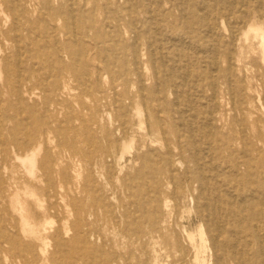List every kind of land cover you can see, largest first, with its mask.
Listing matches in <instances>:
<instances>
[{
  "label": "rangeland",
  "instance_id": "rangeland-1",
  "mask_svg": "<svg viewBox=\"0 0 264 264\" xmlns=\"http://www.w3.org/2000/svg\"><path fill=\"white\" fill-rule=\"evenodd\" d=\"M61 1L66 4V0ZM243 1L119 0L124 20L116 29L111 10L105 13L99 7L95 13L82 1L76 7L82 15L77 14L74 25H69L67 4L63 20L51 23L45 5L29 9L27 0H0L14 6L10 10L0 6V90L4 99L0 104V136L11 142L15 134L23 142L29 131L51 130L48 144H43L37 153V180L18 160H13L0 178V221L6 230L0 235V246L6 251L0 253L1 264L20 261L18 254L22 251L33 252L27 255L30 260H37L35 254L41 255L40 241L24 233L26 223L44 233L48 243L44 264H103L107 257L115 261L113 264H175V256L186 257V262L180 264H197L193 261L197 254L207 264L223 259L222 254L214 257L210 244L199 252L191 246L188 235H194L196 245L200 244L201 222L193 197L173 195L174 181L150 206L155 209L153 218L161 225L165 223L163 232L151 234L154 239L146 237L145 244L124 237L121 227L126 223L147 220L149 212L137 206L136 195L141 193L146 200L156 195V187L148 195L147 186L159 181V176L143 170L160 164L162 155L158 150L166 141L151 143L149 137H144L145 131H139L135 119L128 130L135 148L124 155L120 143H116L123 136L117 129L121 122L115 120L125 106L144 107V99L158 85L160 75L161 79H169L172 87L164 91L166 104H156L154 108L163 111V119L171 116L178 121L179 132L184 134L182 138L170 135L176 147L173 158L178 164L172 175L182 187L195 189L196 197L200 194L198 183L190 181L187 170L193 179L197 175L207 178L205 194L235 179L245 178L243 182L253 187L264 183L260 174L264 172L263 40L251 29L253 23L264 29V0ZM57 4L52 3L54 15L59 13ZM143 4L149 6L143 9ZM211 9L222 11L226 18H214L211 26L200 23L202 13L209 14ZM13 11L19 12L18 16ZM24 18L30 24L22 25L23 42H17L13 27ZM98 34L105 35L106 41L91 42ZM81 39L85 42H78ZM82 44L95 45V53L86 61L77 55ZM124 44L137 50V61L131 50H111L113 45ZM58 47L70 49L74 55H63L65 89L55 97L50 89L60 64L46 55ZM21 63L26 68L25 77L30 79L23 90L28 92L22 99L4 95L7 81L20 79L13 68ZM124 70L130 72L125 75ZM153 92L155 96L159 94ZM169 104L172 107L167 112ZM17 111L23 121L20 130L15 131ZM132 129L134 133H130ZM99 148L103 149L102 164L89 166L101 155ZM244 151L254 169L236 173L231 163L236 157L244 158ZM147 155H154V160H146ZM44 164L51 168L50 174L41 172ZM63 171L67 181L62 179ZM52 179L57 191L49 190ZM17 202L22 204L24 219L13 211ZM143 228L145 234L152 232L150 224L143 223ZM247 236L243 233L237 238L251 239ZM58 242L65 247L60 248ZM248 252L251 264H264V256Z\"/></svg>",
  "mask_w": 264,
  "mask_h": 264
},
{
  "label": "bare ground",
  "instance_id": "bare-ground-1",
  "mask_svg": "<svg viewBox=\"0 0 264 264\" xmlns=\"http://www.w3.org/2000/svg\"><path fill=\"white\" fill-rule=\"evenodd\" d=\"M54 1L58 2L57 11H59V13L57 15H54L52 13V9H53L52 3ZM79 1H82L86 6L91 7V10L95 13L100 9L99 7H102L101 10H103L105 13H110L109 11L111 10L113 16L112 18L115 20L117 24L116 29L119 28V24L121 25L123 23L124 20L122 14L123 7L119 5V0H66L67 5L62 1L59 2V0H40V2H37L36 0H27V6L30 9L31 7L45 5V9L49 11V18L51 23H56L58 20H63L64 18L63 9L64 6L66 5L67 9L69 10L68 12L69 20L71 19V21L69 22L70 24L69 23L68 24L74 25L75 23L74 20L76 19V15L77 14L82 15V12H77V8H76L80 5L78 3ZM101 1H103V4L101 3ZM160 1H164V0H160ZM4 5L9 10L12 9V7H14L11 2H8L6 4L0 3L1 7ZM148 6L149 5L143 4L142 8L146 9L145 7ZM261 8L262 9L264 8V2L261 3ZM211 10L212 11L211 12L209 11V14L202 13V17H200L201 18L200 23L203 22V24L206 23V25L211 26L212 23L211 21L214 20V18L215 19L226 18V15H223L224 13L222 11H215L213 9ZM126 11L128 12V9H126ZM12 13L14 14V16H18L19 12L16 11L14 13L13 11ZM24 24L29 25L30 20L28 18H24L23 21H18L16 25L13 27V31L16 32L15 39L17 42H23L22 25ZM69 27H68V34L71 35V30ZM110 28H112V26ZM56 29L58 28L55 27L54 30L56 31ZM251 29H253V31H255L257 35L262 36L261 37L263 40L262 53L264 55V29H260L256 23H253L251 25ZM96 37H97L96 40L92 39L91 42H98L99 39L106 41L107 39V37L103 34H98L96 35ZM78 42H85V41L81 39V41ZM138 43L141 42H134V45ZM94 46L95 45L86 47L85 44L78 46L77 55L79 56V59L85 61L88 60L87 58L91 57L90 54L95 53L96 51ZM120 49L122 51L127 50V52L131 50L132 55L135 57L136 61L138 60L139 53L135 48L132 47L131 44L130 47L126 46L125 44L122 45V47L113 45L111 50L117 53L118 51H120ZM64 54H67L69 56L74 55L72 54L70 49L64 47L55 48L53 51H49V54L46 55L47 59H53L58 62V65L60 64L59 70L56 75L55 83L50 89L52 95L54 94L55 97H59L64 92L65 89L64 72L66 71V66H65L66 64L61 63V61H63ZM95 55L97 56L98 54ZM20 61L21 59H18V62ZM231 61L233 62V60ZM152 62H155L154 59H152ZM17 66L13 68V70L20 75L19 76L20 79L17 82L16 80L14 82L7 81L6 83L7 85L5 86L6 92L4 95H9L11 97H17L22 99V97H24V94L28 92V91L23 92V90L28 85V82H30L29 81L30 79H28V77H25L24 75L23 69L26 68H23V64L21 63L20 67ZM154 69L156 73L160 74L161 69L159 66L155 64ZM139 71H140L139 69L135 70V72H137V74L140 75ZM129 72H130L129 70H124L123 74L127 75ZM158 81H159L158 85L154 86V88H152V90L150 91L151 92L150 95L144 99V104H145V106L143 105L144 107H142V105L140 104H137V106L135 105L125 106L123 107L124 110H122V113L118 114L115 120L118 123L121 122L120 126L117 129L120 135L123 134V136L121 138H117L116 143H120V148L124 155L130 154L131 150L135 148L134 137L132 138L129 137V131L131 129V127H129V124L131 126V123L134 124L136 120L138 121L139 131L141 132L145 131L146 135H144V137H149L151 143L157 142V140L159 139L160 141H166V144L161 145V147L159 148L160 150H158L161 151V155H162L161 161H159L160 164L158 166H152V167L150 166L149 168H145L143 170L144 173L146 174L148 173L155 174L156 178L159 176V181H152L151 185L147 186L150 190L148 195L151 193L152 190L154 192L155 187L157 189L156 195H154V197L153 195H150L149 196L150 200L148 199L146 200V198H144L145 196L141 198V193L140 194L137 193L136 195L139 199L137 202V206H144L145 211L149 212L147 220L144 222L137 221L135 224L133 223V225H129L126 223L124 227H121L124 237L126 239H129L130 242L145 244L144 240L146 237L150 236L152 239H154V236L151 234L153 233L161 234L163 232L164 230L163 225L165 223L161 225L162 223H160L157 219L153 218L152 212L155 209L154 208L150 209V206L152 207L154 202H157L156 201L158 198L157 195H159V197L162 196L163 189L164 188L168 189L170 183L174 181L176 185V189L173 195L182 196L184 198H186L187 196H191V198L193 197V199L191 200L194 202L193 204L195 205L196 215L198 216L201 222L200 228L198 230V239L200 243L199 246L196 245V240H195L196 237L194 235H188V238L191 242V246L195 249L197 248V252H199L200 249L202 250L207 249L208 244H210V248L215 254L214 255L215 258L218 257L219 254H222L223 256V259L221 261L217 260L218 262L216 264H228V262H231V264H251L250 255L248 252L250 250L256 251V253L262 258V256H264V183L258 182L257 185L253 187L249 183L243 182L244 180H246L245 178H242L241 180L235 179L232 181H228L224 186H216L217 187L216 189L209 191L208 194H205V191L208 190V185H207L208 182L206 183L207 178L205 180L201 176L197 175L196 178L193 179L190 177V171L186 169L187 171L185 173L189 175L190 181L194 180L196 183H198L197 190L200 194L199 196L196 197L194 195V191H196L195 189L188 190L186 188H183L180 180H176V177L172 175L175 171L174 170L175 167L178 164L175 165L177 161L176 159L173 158V154L176 151V147L172 145L170 141V135L175 134L177 137L182 138L184 137V134L179 132L178 121L173 120L171 116L163 119L161 117L163 111H159L154 108L156 104L157 106L161 104H166V101L164 100V91L168 87H172V82L169 79H164V78L161 79L160 75L158 77ZM153 91H156L159 94L155 96ZM1 94L3 93L0 90V104L3 103L4 100L3 98H1ZM143 97L144 94L142 96V101H143ZM167 107L169 110L167 112H170L172 105L169 104L167 105ZM145 108H148V110H146ZM2 116L3 114L0 112V119ZM16 116L17 118H16L15 131H18L20 130L19 126L22 127L23 118L21 117V112L18 111L16 112ZM7 119L9 120L10 118ZM147 119L149 121H147ZM184 123L186 124V120H184ZM0 124H1V120H0ZM50 132L51 130L44 128L39 129L37 132L34 129L32 131L27 132L29 134V137L26 141L23 142L20 141L18 138H15L14 137L15 134L14 135L11 134L13 136L11 137L12 139L11 142H9V140H7L6 138L0 136V159H1L0 178L3 172L9 168L11 162L13 160H18L24 166L27 167L28 175L32 179L37 180L38 178L36 176L38 170V168L36 167L37 153L39 152L43 144H48ZM130 133H134V129H132V132ZM102 150H103L102 148H99L98 154L101 155H99L98 158L96 156V158L89 163V166L93 165L94 163H97L94 165L102 164L101 161L103 155ZM106 151L108 150H105V152ZM244 155H245L244 158L237 159L236 157L235 160L231 163V167L234 169V172L236 173H238L239 171L249 172L250 170L254 169L251 163L247 159H245L247 157L246 151H244ZM152 157H154V155H147L145 159L149 161H153L154 159ZM242 168L244 169L242 170ZM40 169L41 172H43L46 175L51 173V168L48 167L46 164L41 165ZM61 174L63 176L62 179L64 181H67L69 179L65 171H63ZM260 174L264 176V172H261ZM183 176L185 175L183 174ZM48 184H49V190L57 191V184L55 180L53 179L50 180ZM139 202L141 204H139ZM79 208L80 210H83L82 209L83 205L80 204ZM13 211L18 212L19 215L22 217V219L25 218L24 209L22 208V204L20 202L16 203ZM143 223L150 224L152 227L151 229L152 232L145 234ZM39 225L40 224H38V226ZM80 226L81 225H78V228ZM44 231L45 228L43 229V232ZM5 233L6 230L1 220L0 235H3ZM24 233L30 234L31 236H35V238L40 241L41 243L40 252L42 256L40 254L39 255L35 254L37 256V260H35V257L33 260H30L27 257V255L33 254V252L30 251L26 253L22 251L18 254V258L20 259V261L17 262L15 261L12 263L38 264L39 262H41L42 264H44L46 260V258L44 257L47 253V246H48L46 239L43 237L44 233L41 232L40 228H38L36 225H33L31 223H26L24 228ZM243 233H247L248 234L247 237H250L251 239H245V240L238 239L237 236ZM161 237L163 238L164 241L165 234H162L160 238ZM229 242L230 245H228ZM58 246L60 248L65 247L60 242H58ZM4 252H6L5 248L0 246V253H4ZM193 259H194L193 261L197 262V264H207L206 261L200 260L198 254L195 255ZM262 261L264 263L263 259ZM182 262H186V257L184 256L173 257V263L180 264ZM113 263H115V261L107 257V259L104 261L103 264H113Z\"/></svg>",
  "mask_w": 264,
  "mask_h": 264
}]
</instances>
